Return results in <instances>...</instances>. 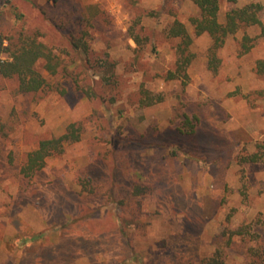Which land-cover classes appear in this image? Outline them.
I'll return each mask as SVG.
<instances>
[{
	"label": "rangeland",
	"instance_id": "obj_1",
	"mask_svg": "<svg viewBox=\"0 0 264 264\" xmlns=\"http://www.w3.org/2000/svg\"><path fill=\"white\" fill-rule=\"evenodd\" d=\"M250 2L263 26L214 54L213 37L195 33L194 0H0V63L24 37L60 62L54 75L39 66L37 92L0 72V264H201L218 249L229 264H264V157L247 160L264 153V0H220L219 20ZM176 20L194 56L171 78ZM186 116L201 146L180 131ZM71 123L81 138L25 175L28 153ZM189 222L201 226L194 242L168 246L195 232ZM54 247L71 257L44 255Z\"/></svg>",
	"mask_w": 264,
	"mask_h": 264
},
{
	"label": "trees",
	"instance_id": "obj_2",
	"mask_svg": "<svg viewBox=\"0 0 264 264\" xmlns=\"http://www.w3.org/2000/svg\"><path fill=\"white\" fill-rule=\"evenodd\" d=\"M230 1L236 2L237 0ZM194 2L200 9V14L191 19L195 26V33L197 35L209 33L213 37L214 54L215 50L224 43L226 37L237 32L241 27L256 24L263 26V22L259 15L263 5L259 2H250L242 7L231 9L226 14L225 22L219 20L220 0H194ZM168 33L170 36L179 37L181 39L180 44L178 45V69L175 72H170V77L175 78L179 77V74L186 69V66L190 64L193 59L194 53L189 49L190 44L193 42V37L186 25L180 20H176L170 26ZM249 41V36L245 35L243 46L246 50H249L251 47ZM5 48L9 52V56L0 63V72L5 76H16L19 80V90L21 92H37L42 90L48 84L47 76L40 70V65L51 75L56 74L58 71L60 64L58 56L52 49L35 37H24L22 40L20 39L19 42H11ZM257 71L264 75V59L258 60ZM196 120H198L197 116H186L183 126L179 129L182 133L190 135L195 144L201 146V140L198 136H195L197 132ZM81 129V126L77 123H71L66 132L62 135L41 140L39 146L28 153L27 159L22 166V172L27 176H31L41 170L46 164V159L55 152H61L66 142L79 140L81 138ZM117 143L118 142L116 141V144ZM224 145L225 146H222L221 148L227 151L230 147L229 143L227 144L226 142ZM263 157L264 153L254 152L247 156V160L258 161ZM140 185L141 184L136 185V191L138 193L141 192ZM147 187L148 186H145L144 188L147 190L149 189ZM184 199L185 198L181 196V199L178 201V204L183 208L187 207L184 203ZM193 220L196 221L195 217H193ZM187 226L194 228L195 232H191V234L184 233L181 240L172 237V244L168 241L167 245H170L171 248L186 249L191 243H193L192 235L198 236L201 226L197 224L193 226L190 222L186 227ZM239 231L241 230L234 232L240 233ZM38 237L40 236H34L33 239H37ZM56 251H59V249L54 247L53 251H51V249L47 250V254L44 255L49 257L56 256V260H59L60 258L66 259L72 255L70 254V250L65 251L63 255L58 254ZM54 252H56V255H53ZM40 258H43V256ZM200 261L201 264H229L223 257L220 249L216 250V252L210 256L201 257ZM29 264L33 263L30 262ZM37 264L42 263L37 262Z\"/></svg>",
	"mask_w": 264,
	"mask_h": 264
}]
</instances>
